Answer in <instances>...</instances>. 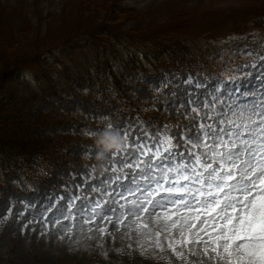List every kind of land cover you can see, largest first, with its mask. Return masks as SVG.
I'll use <instances>...</instances> for the list:
<instances>
[{
    "label": "rangeland",
    "instance_id": "1",
    "mask_svg": "<svg viewBox=\"0 0 264 264\" xmlns=\"http://www.w3.org/2000/svg\"><path fill=\"white\" fill-rule=\"evenodd\" d=\"M242 40L264 48V0H0V99L14 94L26 128L19 147L40 152L32 162L0 155V264H217L208 235L206 245L185 229L183 243L177 217L165 215L186 210L167 193L149 196L140 176L191 165L175 150L187 157L181 134L201 124L257 118L264 52L235 56L249 49ZM225 49L231 60L218 59ZM244 71L252 95L212 91ZM105 128L125 143L98 161L95 134Z\"/></svg>",
    "mask_w": 264,
    "mask_h": 264
},
{
    "label": "snow or ice",
    "instance_id": "2",
    "mask_svg": "<svg viewBox=\"0 0 264 264\" xmlns=\"http://www.w3.org/2000/svg\"><path fill=\"white\" fill-rule=\"evenodd\" d=\"M260 59L264 60V57ZM244 67L246 70L249 68L248 65ZM251 67L254 69L256 65ZM248 75L250 72L244 71L243 78H217L212 91L229 99L252 95L244 90L247 87L244 78ZM197 86L204 85L201 83ZM226 103V100L223 101L221 108ZM251 107L257 118L248 120L244 125L230 120H217L213 124H201L195 135L181 134L188 140L185 152L190 154L185 157L178 149L175 153L181 160L187 158L192 161L191 165H166L163 171L158 168L157 171L161 173L159 179L155 175L151 178L143 174L140 176L141 180H146L149 184V196L167 193L165 200L168 203L173 204L175 209L186 210L185 214L173 210L165 215V219L169 221L177 217L173 227L181 229L183 243L189 242L184 235L185 229L195 232L196 242L206 245L207 241L202 240V235H208L214 245L211 251L215 253L213 259L217 264H264V103ZM257 107L259 111H255ZM225 124L229 127H225ZM87 135L92 136L93 133L88 132ZM127 135L128 133L125 134ZM166 143L168 147L164 151L172 153L171 137L166 138ZM113 155L117 153L113 152ZM174 158L172 155L168 157ZM249 161L253 163L249 164ZM131 182L136 185L135 176ZM136 187L139 191V186ZM174 193L180 195L173 197ZM147 203L154 208L164 207L159 199L148 198ZM194 220H200L203 227L192 223ZM209 221L212 223L209 224ZM169 247L177 256H182L171 243ZM207 251L208 248L205 247V252Z\"/></svg>",
    "mask_w": 264,
    "mask_h": 264
},
{
    "label": "trees",
    "instance_id": "3",
    "mask_svg": "<svg viewBox=\"0 0 264 264\" xmlns=\"http://www.w3.org/2000/svg\"><path fill=\"white\" fill-rule=\"evenodd\" d=\"M119 11H121V13L125 12L116 7L111 8L112 13H118ZM3 95L4 96L0 99V155H3V157L14 156L20 161L26 159L27 162H32L31 158L36 154L38 155L40 152L31 151L30 149H20L21 147L27 148L23 145L24 143L21 144L20 142L23 138L20 133L22 130L25 131L26 129L23 127L20 118L23 108H17V106L13 104L16 99L14 94H10L9 96ZM15 147H19V149Z\"/></svg>",
    "mask_w": 264,
    "mask_h": 264
},
{
    "label": "clouds",
    "instance_id": "4",
    "mask_svg": "<svg viewBox=\"0 0 264 264\" xmlns=\"http://www.w3.org/2000/svg\"><path fill=\"white\" fill-rule=\"evenodd\" d=\"M124 143V138L118 129L105 128L101 130L95 134V145L97 147L95 158L98 161H105L109 153L122 149Z\"/></svg>",
    "mask_w": 264,
    "mask_h": 264
}]
</instances>
